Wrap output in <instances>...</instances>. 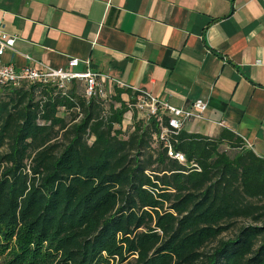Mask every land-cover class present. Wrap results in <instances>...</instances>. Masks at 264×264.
<instances>
[{
  "label": "trees",
  "instance_id": "trees-1",
  "mask_svg": "<svg viewBox=\"0 0 264 264\" xmlns=\"http://www.w3.org/2000/svg\"><path fill=\"white\" fill-rule=\"evenodd\" d=\"M123 94L0 88V264H264V160L181 131L180 165Z\"/></svg>",
  "mask_w": 264,
  "mask_h": 264
},
{
  "label": "crops",
  "instance_id": "crops-1",
  "mask_svg": "<svg viewBox=\"0 0 264 264\" xmlns=\"http://www.w3.org/2000/svg\"><path fill=\"white\" fill-rule=\"evenodd\" d=\"M0 25L14 38L0 61L16 71L76 60L71 71L107 77V98L201 100L203 120L183 131L230 132L264 160V0H0ZM131 125L128 112L121 129Z\"/></svg>",
  "mask_w": 264,
  "mask_h": 264
},
{
  "label": "built area",
  "instance_id": "built-area-1",
  "mask_svg": "<svg viewBox=\"0 0 264 264\" xmlns=\"http://www.w3.org/2000/svg\"><path fill=\"white\" fill-rule=\"evenodd\" d=\"M13 45L14 38L6 35L1 30L0 25V59L7 51H12ZM35 64L37 67L29 65L16 71L12 66L3 64L0 61V88L16 87L24 82H38L42 84H56L58 89L65 91L72 81H78L83 84L86 99H105L109 95L102 86L104 79H107V77L89 71L76 73L70 70L77 66L76 60L69 61V69L53 70L45 65ZM132 107L145 120L157 118L161 122L162 117H166L165 124L161 126L158 141L166 150L168 159L180 165H185L183 154L174 150L172 140L178 137L179 133L183 131L189 122L203 120L207 104L201 100H197L191 104L189 109L182 110L160 102L147 93L140 92L138 99Z\"/></svg>",
  "mask_w": 264,
  "mask_h": 264
},
{
  "label": "rangeland",
  "instance_id": "rangeland-1",
  "mask_svg": "<svg viewBox=\"0 0 264 264\" xmlns=\"http://www.w3.org/2000/svg\"><path fill=\"white\" fill-rule=\"evenodd\" d=\"M139 116H141L140 113H139ZM209 249H210V247H208V248L206 249V251H208Z\"/></svg>",
  "mask_w": 264,
  "mask_h": 264
}]
</instances>
